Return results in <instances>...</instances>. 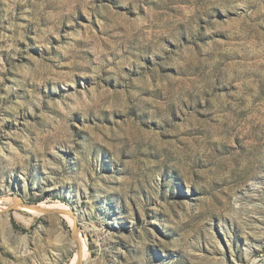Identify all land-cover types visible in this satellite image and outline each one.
<instances>
[{
	"label": "rangeland",
	"instance_id": "rangeland-1",
	"mask_svg": "<svg viewBox=\"0 0 264 264\" xmlns=\"http://www.w3.org/2000/svg\"><path fill=\"white\" fill-rule=\"evenodd\" d=\"M0 209V264H264V0H0Z\"/></svg>",
	"mask_w": 264,
	"mask_h": 264
},
{
	"label": "bare ground",
	"instance_id": "bare-ground-1",
	"mask_svg": "<svg viewBox=\"0 0 264 264\" xmlns=\"http://www.w3.org/2000/svg\"><path fill=\"white\" fill-rule=\"evenodd\" d=\"M15 204L17 203L16 207H20L22 206L21 203L18 200L13 201ZM20 203V204H18ZM13 204V203H11ZM43 211H47V212H59L61 213L63 216H65L72 224L74 223V220L76 219L75 216L72 215V213L70 212V210L64 206L62 203L60 202H53L50 203L46 206H43L42 208H40ZM35 212H37L38 210L34 209ZM1 211V209H0ZM33 212L34 214H37ZM40 212V211H39ZM17 217L21 218L19 214H16ZM75 247H77V250L75 252V257L74 259L71 261L70 264H83L84 261H86V254H85V244L82 240H80L79 238L75 239Z\"/></svg>",
	"mask_w": 264,
	"mask_h": 264
},
{
	"label": "water",
	"instance_id": "water-1",
	"mask_svg": "<svg viewBox=\"0 0 264 264\" xmlns=\"http://www.w3.org/2000/svg\"><path fill=\"white\" fill-rule=\"evenodd\" d=\"M30 207H35V206H30ZM36 210H38V211H42V212H46V211H43V210H41L40 208H38V207H36Z\"/></svg>",
	"mask_w": 264,
	"mask_h": 264
}]
</instances>
